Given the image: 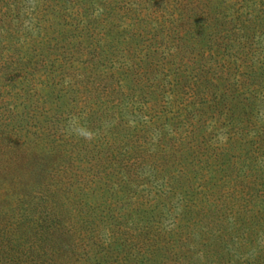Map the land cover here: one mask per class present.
I'll return each instance as SVG.
<instances>
[{
    "label": "trees",
    "instance_id": "16d2710c",
    "mask_svg": "<svg viewBox=\"0 0 264 264\" xmlns=\"http://www.w3.org/2000/svg\"><path fill=\"white\" fill-rule=\"evenodd\" d=\"M0 264H264V0H0Z\"/></svg>",
    "mask_w": 264,
    "mask_h": 264
},
{
    "label": "rangeland",
    "instance_id": "374dc122",
    "mask_svg": "<svg viewBox=\"0 0 264 264\" xmlns=\"http://www.w3.org/2000/svg\"><path fill=\"white\" fill-rule=\"evenodd\" d=\"M96 86H98V83H93ZM99 88H102L101 85L98 86ZM109 94L104 92L103 89L101 90H93L90 96H88V99L86 100L83 98L81 101H77V99H73L72 104H80L78 107H74L70 114L67 115L66 120L64 121V124L67 125L68 123L73 124L72 133L76 134L77 136L81 133L85 136L88 134H91V136H94L95 138L99 139L100 136H104L107 133V130L109 128L110 122L105 123V121H94L93 124H91L90 121L87 119L86 110L88 109V106L93 103L96 104L98 107V111L96 113V117L103 114V108H107L108 101L111 100V97L108 96ZM45 101V99H41L40 102ZM113 106V102L111 104ZM103 107V108H101ZM140 115L141 113H133L128 114L124 112V104L121 105L118 108V111L116 113V116L118 117V121L121 123V125L126 128L129 132V140L126 144L121 145L118 147V143L107 144L104 147L107 149L111 146V149L114 150V153H116L119 156V160L125 159L127 154H133L132 156H135L139 151L142 154V151L139 147L145 148L148 150H152L155 147L154 144H156L155 139H150L148 137L147 142L145 141H139L137 139V136L134 132L137 130L135 129L136 126H138L139 129V122H140ZM143 116V115H142ZM69 117V119H68ZM88 122V123H87ZM109 136V135H107ZM139 141L141 144L138 146L135 141ZM106 142L103 137H101L100 143ZM138 146V147H137ZM97 150H102L101 148H97ZM105 151V150H102ZM144 153V152H143ZM145 155H152L153 153H149ZM154 159V155L152 157ZM122 163V161H121ZM161 166L159 163L157 164ZM118 171V170H117ZM132 181V186L135 188L140 194H142L145 198H152L153 196H159L161 198L165 197V195H169V189L170 185L167 184L168 180L164 179L162 175L156 174V169L154 168V164L150 160H146L142 163L134 164L131 168L128 170ZM119 176V174H118ZM122 176V172L120 174ZM127 176H123V178H126ZM197 189L198 187V181L194 184ZM178 199V197L175 198V202Z\"/></svg>",
    "mask_w": 264,
    "mask_h": 264
}]
</instances>
